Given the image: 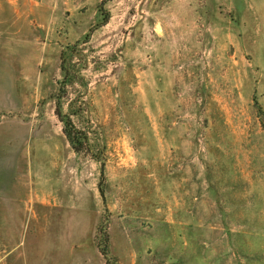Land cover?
I'll return each instance as SVG.
<instances>
[{
    "label": "rangeland",
    "instance_id": "374dc122",
    "mask_svg": "<svg viewBox=\"0 0 264 264\" xmlns=\"http://www.w3.org/2000/svg\"><path fill=\"white\" fill-rule=\"evenodd\" d=\"M261 111L264 0H0V264H264Z\"/></svg>",
    "mask_w": 264,
    "mask_h": 264
},
{
    "label": "trees",
    "instance_id": "16d2710c",
    "mask_svg": "<svg viewBox=\"0 0 264 264\" xmlns=\"http://www.w3.org/2000/svg\"><path fill=\"white\" fill-rule=\"evenodd\" d=\"M58 117L60 118L61 122L64 124V134L66 135L69 143L72 145V147L75 149L76 152H80V147L85 143V136L82 137V132L79 131L73 124V121L69 116H65L60 111V108H58L57 111ZM261 117H262V125L264 127V112L261 111ZM105 243V242H104ZM102 252L107 257L109 256V250L108 246L102 247ZM112 258H108V264H111Z\"/></svg>",
    "mask_w": 264,
    "mask_h": 264
}]
</instances>
